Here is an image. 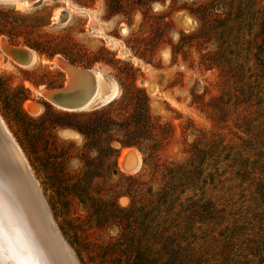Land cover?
Listing matches in <instances>:
<instances>
[{
    "label": "rangeland",
    "instance_id": "rangeland-1",
    "mask_svg": "<svg viewBox=\"0 0 264 264\" xmlns=\"http://www.w3.org/2000/svg\"><path fill=\"white\" fill-rule=\"evenodd\" d=\"M251 2L255 9L264 0ZM246 4L247 0H0V43L37 56L24 67L0 49V118L78 264H179L184 259V252L172 256L176 243L124 248L118 244V208L129 203L127 188L140 186V203L154 199L160 190L162 179L150 165H199L205 176L219 167L221 175L230 155L244 150L255 155L264 177V91L257 98L255 92L249 96L245 83L259 71L253 49L241 40L244 36L253 46L255 29L250 35L247 28L241 30L233 41L212 22L225 18L228 11L234 15ZM90 20L97 28L89 25ZM102 48L109 55H99ZM79 52L102 59L89 69L99 78L100 92L107 90V78L116 86L115 98L103 107L122 95L119 71L109 60L114 57L132 68L123 76L126 84L145 93L152 124L145 139L138 140L140 147L122 148L121 133L108 123L91 140L53 125L61 110L39 90L62 88L66 77L54 59L83 68L72 64ZM57 73L63 74V82ZM28 104L36 105V111H28ZM89 112L75 113L87 121ZM124 151L138 159L132 172L120 167ZM148 155L152 160L144 166ZM226 177L231 180L233 175L226 173L220 180ZM215 184L217 191L210 194L220 205L240 202L244 196L238 191L239 181L219 185L216 181L208 187ZM121 197L127 199L126 205L120 203ZM260 213L249 212L248 217H255L251 226L264 243V211ZM247 230L237 232L230 244L213 235L201 239L199 234L184 244L193 252L187 264H264V248L259 253L248 249ZM137 250L145 256H136Z\"/></svg>",
    "mask_w": 264,
    "mask_h": 264
},
{
    "label": "trees",
    "instance_id": "trees-1",
    "mask_svg": "<svg viewBox=\"0 0 264 264\" xmlns=\"http://www.w3.org/2000/svg\"><path fill=\"white\" fill-rule=\"evenodd\" d=\"M255 5L251 0H247L245 7L238 8L234 15L228 11L225 18H214L212 22L217 29L222 30L223 36H231L233 41L238 39L237 35L240 37L241 30L247 28L248 35H250L255 29L253 46L251 42L244 40V36L241 40L248 49H253L252 56L256 60V69L259 73L250 76L245 84L248 86L249 96H254L252 93L255 92L257 98L259 93L264 91L262 83L264 80V3L257 4V8L254 9ZM242 15H247V17L242 18ZM227 46L230 47L229 44ZM102 54L109 55L103 48L99 51V55ZM101 61L99 57L93 59L89 58L86 53H80L72 64L92 69L96 63ZM109 61V63H115L119 71L117 78L122 87L120 99L106 107L89 112L85 115L89 116L87 121H81L82 115L78 113L61 111L60 114L56 113L60 117L54 118L53 125L57 128L76 131L91 140L108 123L115 131L121 133L123 139L119 141V144L122 148L140 147L138 140L145 139L152 127L147 97L134 85L126 84L125 76L133 72L131 67L114 60V57ZM124 74L126 75L123 76ZM57 77L63 82V74L57 73ZM49 81H47L48 87L52 88L53 81ZM133 94H137L138 97ZM115 110H118V113L112 117ZM86 147L90 149L92 144L88 142ZM250 153L242 150L231 154L228 159L229 164L221 175L218 174L220 168L217 166L218 168H215L213 173L206 176L204 175L205 170L199 165L152 166L149 164L152 157L148 155L144 158V166L150 165L158 172V178L162 179L160 190L154 199L140 203L137 200L141 192L140 186L132 187L131 190L127 188L129 203L125 207L118 208L120 215L117 225L120 231L118 244L124 248L150 242H164L170 246L176 243L177 252L171 249L172 256L180 257L179 252H184L185 257L182 260L179 259V264H187V261L189 262L193 257H191L193 252H188L184 244L194 242L199 234L202 236L201 239H208L210 235H213L230 244L235 240L237 232L248 229L250 234H247V247L250 248V252L259 253L264 248L263 238L259 236V231H254V226H251L255 217L254 219L249 218L248 214L253 212L254 215L260 216V212L264 211L262 208V205L264 206V177L261 176L263 172H259L260 168L258 161L254 159L255 155ZM226 173L233 175L232 179L229 180L226 177L224 181L220 180ZM216 181L218 185L224 182L239 181V188L238 186L236 188L241 195H244L240 197V202L228 200L231 204L220 205L212 199L210 193L217 191V184L213 188L208 186L214 185ZM244 185L247 188H244ZM223 189L224 187L219 191L222 193ZM228 207L232 209L227 211ZM239 212H244L246 215ZM216 231H218L217 234H215ZM134 253L136 256H145V252L141 253L140 250ZM253 262V260H246V263Z\"/></svg>",
    "mask_w": 264,
    "mask_h": 264
},
{
    "label": "bare ground",
    "instance_id": "bare-ground-1",
    "mask_svg": "<svg viewBox=\"0 0 264 264\" xmlns=\"http://www.w3.org/2000/svg\"><path fill=\"white\" fill-rule=\"evenodd\" d=\"M89 25L97 28L92 20ZM4 48L1 42L0 49L7 55ZM32 54L31 64L37 60L36 54ZM98 79L96 75L95 100L108 98L110 93L116 95L114 82L106 80L108 88L102 93L98 88ZM26 107L28 111L35 112L29 104ZM16 154L22 157L29 169L13 138L11 143L0 135V264H78L52 222L44 199L34 193L32 182L22 171ZM126 156L130 157L129 163L124 160ZM137 166L136 155L124 151L120 159L123 171L131 172ZM120 203L126 205L127 199L121 197Z\"/></svg>",
    "mask_w": 264,
    "mask_h": 264
},
{
    "label": "water",
    "instance_id": "water-1",
    "mask_svg": "<svg viewBox=\"0 0 264 264\" xmlns=\"http://www.w3.org/2000/svg\"><path fill=\"white\" fill-rule=\"evenodd\" d=\"M2 43L5 47L4 50L8 57H10L16 63L18 62L17 64L24 67H27L31 64L33 60V54L30 50L23 48H11L4 42ZM54 65L65 74L66 84L62 88L58 89L39 90V94L54 108L65 112L93 111L109 104L115 98V95L110 93L108 98L95 100L96 74L91 70L74 67L61 58H55ZM107 80L113 82L110 78H107ZM31 106L36 111V105ZM0 135L12 143V137L4 127L1 120ZM16 157L23 168L22 171H24V173L32 182L34 193H37L39 198H41L42 196L39 193V189L33 175L24 164L22 157L17 154ZM129 159L130 157L126 156L124 160L128 161L129 163Z\"/></svg>",
    "mask_w": 264,
    "mask_h": 264
}]
</instances>
